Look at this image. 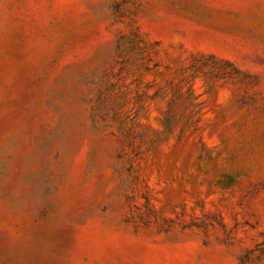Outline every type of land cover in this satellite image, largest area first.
I'll return each mask as SVG.
<instances>
[{"label": "rangeland", "instance_id": "rangeland-1", "mask_svg": "<svg viewBox=\"0 0 264 264\" xmlns=\"http://www.w3.org/2000/svg\"><path fill=\"white\" fill-rule=\"evenodd\" d=\"M0 264H264V0H0Z\"/></svg>", "mask_w": 264, "mask_h": 264}]
</instances>
